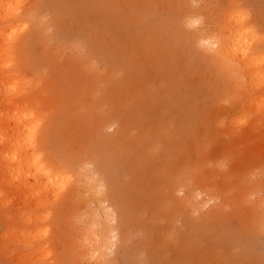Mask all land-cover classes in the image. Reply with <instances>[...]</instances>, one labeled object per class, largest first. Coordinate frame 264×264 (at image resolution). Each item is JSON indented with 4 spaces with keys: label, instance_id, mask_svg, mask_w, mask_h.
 <instances>
[{
    "label": "rangeland",
    "instance_id": "obj_1",
    "mask_svg": "<svg viewBox=\"0 0 264 264\" xmlns=\"http://www.w3.org/2000/svg\"><path fill=\"white\" fill-rule=\"evenodd\" d=\"M228 1L195 0L194 5L190 0H61L63 5L58 6V0H45L38 11L44 18L41 26L46 35L32 42L25 51V60L31 54L33 62L36 61V76L42 75L44 82L53 89L65 80L67 83L71 80L72 86L84 89L90 80L88 78L86 82L82 75L87 60L99 73L97 76L102 78L100 91L92 90L86 101L72 103L69 109L53 113L52 144L62 152L66 147L77 155L79 160L76 164L82 158L90 162L89 169L96 168L100 161L96 158H101V154L113 157L109 182L119 188L133 216L128 219L127 230L116 228L117 237L114 239L117 242L113 241L117 244L107 252L109 264H264V234L250 232L244 227L248 212L264 195V185L259 190V197L252 196L253 199L234 207L227 203L224 205L219 194L225 192L234 198L240 187L249 190L255 183L261 184L264 178V157L260 152L264 146V120L235 118L230 121L224 113V126L220 129L214 126V115L223 109L213 102L214 89L207 82L209 73L205 56L193 44H183L191 31L174 24L177 15L188 11L192 4L194 14L203 13L210 21V27L216 26ZM236 1L251 14V23L258 24L264 31V0ZM34 2L36 0H30L28 4ZM92 49H102L101 57L93 56ZM48 51L50 58L53 56L50 65L45 66L39 57ZM125 60L128 61L127 66L123 67ZM108 96L111 100L107 101ZM165 119L171 121L169 126L172 129L167 126L169 138L163 141L157 127ZM226 126L237 132L234 138L224 133ZM249 127L256 133L243 131ZM102 128L104 130L101 131ZM166 141L168 149H164ZM137 158L138 161L140 158L143 160L137 162ZM167 162H171L170 168L166 166ZM219 163L220 168H216ZM224 173L227 174L225 184L220 178ZM100 174L98 171L99 179L104 176ZM109 182L106 180V192L110 188ZM231 183L234 187L238 184V188L233 190ZM221 184H229L228 189L222 190ZM209 187L212 190H205ZM192 189L200 192L197 200L191 199L187 209L178 206V202L186 199ZM208 196H214L212 199L217 202ZM165 201L168 205L170 203L168 211H162L158 206ZM106 205L112 206L113 226H120L123 215L117 204L111 199ZM14 207L16 217L18 205ZM236 209L240 210L239 215L234 213ZM217 210H222L220 215L208 218L207 214H215ZM16 222L20 224L18 219ZM51 223L54 232L59 233L58 237L52 236L55 239L54 251L59 252L64 249L66 235L73 233L76 237L75 225L72 220L66 224ZM79 225L81 227L83 223ZM2 231L0 217V237ZM122 246L124 256L119 255ZM5 253L0 250V264H19L14 253V256Z\"/></svg>",
    "mask_w": 264,
    "mask_h": 264
},
{
    "label": "bare ground",
    "instance_id": "obj_2",
    "mask_svg": "<svg viewBox=\"0 0 264 264\" xmlns=\"http://www.w3.org/2000/svg\"><path fill=\"white\" fill-rule=\"evenodd\" d=\"M29 1L0 0V217L3 223L0 250L3 253L12 254V256L15 254V261L19 264H109L107 252L115 248L114 246L117 244L115 240L117 237L115 233L117 231L116 228H120L121 230L122 227V229L125 228L127 230L128 219L130 216H133L131 215L132 212L126 207L128 205L124 201V196L119 192V188L109 182L108 174L111 172V165L114 164L110 165L113 157L111 158L108 154H101V158H96L100 160L98 163L95 162L97 164L96 168L89 169L88 164L90 162L88 163L82 158L76 164L79 160L77 155H73L66 147H64L62 152L61 148L57 149L52 144V140L54 139L53 113L58 114L62 110L69 109L72 103L79 104L81 101H86V97H89L90 91L94 90L96 92L99 89V83L102 78L100 79L97 76L99 73L94 71L92 63L87 60H85L86 62L83 61L86 63V67L84 66L85 70L82 75L86 82L88 78L90 80L89 86H86L84 89L82 88L83 90L78 85H73V87L70 83L71 80L68 83L65 80L64 83H59L58 88L53 89L49 84L44 82L42 75H39L40 77L36 76V61L35 63L33 62L34 58H31V54L27 55L28 58L25 60V51L32 42L45 38L43 35H46V33L41 26L44 18L38 13L40 7L42 8L44 5L45 0H36V2L28 4ZM60 1L58 0L57 2L58 6L62 4ZM190 1L193 4V0ZM192 4L189 5L188 11L177 15L178 17L174 20V24L177 27L191 31L187 34L183 44L186 43L187 46L188 44H193L194 48L205 56L208 64L206 71L209 73L207 82L214 89L213 102L217 107H220L219 109H223L220 112L218 110L216 115H214V126L217 129L224 126V113L229 116L230 121H233L235 118L239 120H248V118H252L254 121L264 120V31L258 24L251 23V14L245 11L236 0L228 1V6L223 10L219 24L213 27H210V21L204 17L203 13L194 14L195 11ZM52 7L55 15H57L58 10H55L54 3ZM192 20H201V23L190 28L188 27V23ZM101 51L103 50H90L93 56L97 55L99 57H101ZM51 58L48 51L42 57H39V61L47 66L50 65ZM127 62L126 60L124 61L123 67L127 66ZM45 66L44 68H46ZM90 67L91 71H89ZM105 92L106 94H111L107 91ZM106 100L111 99L108 96ZM223 104L224 107L222 106ZM169 124H171V121L165 119L161 120L158 125L159 127H157L163 141L169 138L167 133V130H169L167 126ZM171 125L169 126L170 129H172ZM217 129L215 130L216 132ZM102 130L104 129L102 128ZM243 131L249 133L255 132L251 127ZM180 132L178 133L179 136ZM224 133L229 138H234L237 132L232 131V129L226 126ZM124 137H126V134ZM262 145L264 144L262 143ZM167 146L169 145H164V149H168ZM237 149L238 147L235 148V150ZM260 152L261 156L264 157V146L262 150L260 149ZM165 153L167 152L165 151ZM142 160L141 158L139 161L138 158L136 159L137 162H141ZM170 163L167 162L166 164L168 168L171 167ZM196 164L200 167L202 166L201 163V165L199 163ZM216 166V168H220L221 165L219 163ZM182 168L185 169V166ZM215 170L217 171V169ZM98 171L101 174L103 173L105 178L100 174L101 178L99 179L97 177ZM175 173L177 174L176 171ZM224 174V176H219L225 184L227 174ZM167 177L169 176L167 175ZM106 180L109 182L110 187L108 192H106L107 190L105 191V187L107 186ZM165 183L167 182L165 181ZM101 184H103L104 191L102 194H98ZM224 184H221L222 186L219 187L226 191L229 184ZM233 184L231 183L232 186ZM255 184L252 189L248 188L249 190H245L242 187L238 190L236 189L237 194L235 196L233 194L234 198L228 197L225 192H219L223 200L222 203L224 205L227 203L234 207L243 201L247 202L252 196L257 195L259 197V190L263 189L264 178L260 185L259 183ZM237 186L239 185L237 184ZM235 187H232L233 190ZM205 190L212 189L209 187V189ZM166 192L169 191L167 190ZM199 194L200 192H195L192 189V192L189 193L188 197L186 196V199L180 200V203L178 202V206L183 209L188 208L190 200H197L196 198L200 196ZM213 197L209 198L212 199ZM217 198H219V195ZM111 199L117 204L118 209L123 215L120 226H113L114 212L110 209L112 206L108 207L106 205L107 201H111ZM257 201L258 203L254 209L252 207L253 210L249 211L250 213L248 212L246 221H244L245 226H243L250 232L264 234V195L259 197ZM161 203L158 205L160 209L168 211L170 203L169 205L166 201L163 204ZM199 203L198 205L201 204ZM207 204L208 201H206ZM244 204L246 205V203ZM17 205L18 211H16L15 217L14 209L16 207L14 206ZM206 205L204 204V206ZM140 206L138 207L139 209H141ZM204 206L201 205V207ZM220 207L219 203L218 208L220 209ZM239 211H234V213L239 215ZM220 212L222 210H217L214 212L215 214H207V216L212 219L220 215ZM17 219L20 221V226L16 222ZM69 220H72L75 225L76 239L73 233L72 235L65 234L66 237H64L63 241L64 249H61L59 252L57 250L56 253L53 248V242L55 245L53 237L54 234L58 237L59 233L54 232L50 223L52 222L54 225L59 224V222L66 224ZM81 223L83 225L81 227L79 225L78 227V224ZM62 232L64 234V231ZM122 249L123 246L120 250ZM120 253L124 256L125 250L119 251V255Z\"/></svg>",
    "mask_w": 264,
    "mask_h": 264
},
{
    "label": "clouds",
    "instance_id": "obj_3",
    "mask_svg": "<svg viewBox=\"0 0 264 264\" xmlns=\"http://www.w3.org/2000/svg\"><path fill=\"white\" fill-rule=\"evenodd\" d=\"M193 3L195 5V0H193ZM199 23H201V20H192L188 23V27L192 28V27H195L197 26ZM95 66V65H94ZM104 191V188H103V184L100 185L99 189H98V194H102Z\"/></svg>",
    "mask_w": 264,
    "mask_h": 264
}]
</instances>
